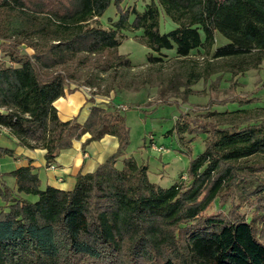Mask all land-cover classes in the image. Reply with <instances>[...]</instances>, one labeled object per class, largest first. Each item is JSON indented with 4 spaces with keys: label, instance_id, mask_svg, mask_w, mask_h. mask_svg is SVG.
I'll return each mask as SVG.
<instances>
[{
    "label": "trees",
    "instance_id": "1",
    "mask_svg": "<svg viewBox=\"0 0 264 264\" xmlns=\"http://www.w3.org/2000/svg\"><path fill=\"white\" fill-rule=\"evenodd\" d=\"M123 1L0 0V51L10 61L0 62V127L17 145L45 149L49 165L85 134L83 146L104 135L118 140L68 190L41 187L30 164L0 173V264H264V121L236 126L181 113L170 132L204 133V149L180 174L186 179L163 187L126 155L129 127L119 109L91 105L80 123L61 120L53 105L70 77L54 69L78 54L111 53L115 64L129 65L116 52L124 30H141L140 43L152 52L182 58L210 52L218 33L227 42L214 58L240 71L254 67L264 53V0H151L142 11ZM110 4L117 19L103 27ZM161 11L175 23L167 32L159 30ZM23 43L33 53L21 52ZM147 141L158 145L153 136ZM3 156L14 148L0 144ZM229 195L227 210L211 211Z\"/></svg>",
    "mask_w": 264,
    "mask_h": 264
},
{
    "label": "rangeland",
    "instance_id": "2",
    "mask_svg": "<svg viewBox=\"0 0 264 264\" xmlns=\"http://www.w3.org/2000/svg\"><path fill=\"white\" fill-rule=\"evenodd\" d=\"M150 1L124 0L122 6L142 11ZM116 19V8L110 4L99 21L103 27H109ZM174 27L175 23L161 11L160 32ZM122 33V43L116 52L129 59V65L115 64L111 53H80L54 70L68 73L66 87L81 88L89 98L108 99L112 95L108 106L119 109L129 127L126 154L147 166L151 182L167 187L176 179H186L180 174L190 158L204 149V133H184L180 139L174 131L170 132L181 113L236 126L264 121V53L254 67L240 71L212 56L217 46L227 42L218 33L210 52L199 48L184 58L177 57L174 50H162L161 54L152 52L140 43L141 30ZM32 42L38 46L45 44L37 37ZM19 48L21 52L33 53L25 43ZM148 55L160 57V61H148ZM0 62L10 64L8 56L1 51ZM227 111L229 113H225ZM211 112H224V115L217 117ZM149 136L155 138L156 148L162 150L147 146ZM232 197H227L224 206L215 204L211 211L227 210ZM239 198L235 201L240 205ZM240 210L247 213L249 207L244 204Z\"/></svg>",
    "mask_w": 264,
    "mask_h": 264
},
{
    "label": "crops",
    "instance_id": "3",
    "mask_svg": "<svg viewBox=\"0 0 264 264\" xmlns=\"http://www.w3.org/2000/svg\"><path fill=\"white\" fill-rule=\"evenodd\" d=\"M111 97L108 99L89 98L81 88L74 89L70 86L65 88L64 94L57 98L53 105L61 120L76 118L78 122L83 123L91 105L107 106ZM87 137L88 134H85L74 140L70 147L62 149L54 159L53 167H50L44 157L45 149L17 145L8 130L0 127V144L14 148V156L0 157V161L4 160L3 163L0 162V173L30 164L40 178L41 187L50 185L63 190L71 189L76 173L91 172L118 147V140L112 135H104L101 139L90 141L83 146ZM3 179L9 186L14 187L12 176L4 175Z\"/></svg>",
    "mask_w": 264,
    "mask_h": 264
},
{
    "label": "built area",
    "instance_id": "4",
    "mask_svg": "<svg viewBox=\"0 0 264 264\" xmlns=\"http://www.w3.org/2000/svg\"><path fill=\"white\" fill-rule=\"evenodd\" d=\"M156 146L157 145L155 143H152L151 146H150V148H152L153 150H156V151L162 150L161 147L156 148ZM50 167H53V164H51Z\"/></svg>",
    "mask_w": 264,
    "mask_h": 264
}]
</instances>
